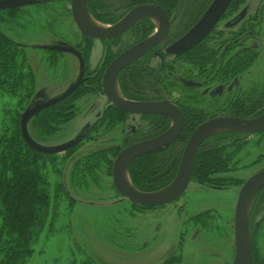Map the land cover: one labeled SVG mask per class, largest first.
<instances>
[{"label":"rangeland","instance_id":"obj_1","mask_svg":"<svg viewBox=\"0 0 264 264\" xmlns=\"http://www.w3.org/2000/svg\"><path fill=\"white\" fill-rule=\"evenodd\" d=\"M21 1L24 5L18 7L21 8V11L17 13L11 12L9 9H7L9 12L0 11V31L9 39L25 47L27 61L35 75V86L30 105L36 97L50 99L63 93L75 81L79 70L78 63L68 56L51 65V62L46 59L48 55L37 49V47L41 48V46L49 44L50 37L62 38L65 42H77L80 35L75 30L71 21L72 18L67 12L68 0L65 2L66 10H60L59 14L53 8L57 3H54L53 0H47L46 4L53 2L54 5L51 4L50 6L52 8L51 12L47 8L42 9V15L39 14V9L24 8L30 4L29 1L0 0V3ZM189 1L192 0L181 1L182 9L188 7ZM204 1L197 0L194 6L196 12ZM255 1L258 2L259 0ZM116 3L118 2L116 1ZM180 10L173 14H178V17H176L178 19L174 18L176 20L173 27L174 31L185 25V14L182 12L183 10ZM233 15L232 13L231 16ZM226 16L227 13L214 32L218 35L223 34L220 39L223 42H219L220 36H211L210 39L212 43L214 39H217V44H231V48L239 51L238 48H240L241 43L237 44L238 37L236 35L239 26L227 28L225 25L229 19ZM53 19L56 20L53 22ZM94 20L102 24L100 21ZM102 26L109 25L103 24ZM256 26L254 30L259 31V34L254 37L245 34L241 38V40H244L243 44L247 49L258 50L262 48L263 50L260 59L257 58V64L246 75V78L243 77L242 81L224 87L214 86L207 77L195 79L199 80L200 84L192 83V86L188 88L198 97L197 100L203 101L204 105H210L209 103L214 101L219 102L230 91H234L236 88L246 89L252 81L260 80L264 76L263 21L260 20ZM232 34L235 36H231ZM94 43L93 59L100 53L101 47L98 41ZM112 50L115 52L116 48L114 47ZM187 64V62H182L180 66L186 68L188 67ZM83 87L82 89L86 90V94L96 90L89 86ZM24 93L22 90L15 93L0 88V135L4 130L13 128L19 114L21 118V114L24 112L22 109L28 102V98H25V100L23 98ZM28 95H30V92L26 94V97ZM94 100L103 102V98L99 95H96ZM83 103L82 100L78 102L81 111L75 119L65 124L54 136L42 138V141L38 143L44 146H57L78 136H83L82 129L86 127L90 120L95 121L90 114L87 115L85 112L86 106ZM102 107L99 106L97 110ZM197 107L200 108L201 106ZM150 125L151 121L148 117L143 119L142 123L141 120L134 121V123L130 121L128 124L124 121L116 124L120 128H112L111 126V129L107 131H97L96 135L99 139L116 138L115 142L111 144H122L126 134H132L133 126L136 129L143 126V130L147 133ZM139 132L142 131H136L137 134ZM252 136V138H247L251 143L238 151L239 155L236 158L241 157L242 162L236 166L231 164L233 170L220 174L221 177H232L228 184L229 188L214 191L202 188L198 183L191 182L185 194L177 203L159 209L137 207L129 200L124 199L115 190L112 176L106 175L104 171L100 175L101 179L98 185L90 184L87 187L81 181H74V184L71 185L68 172L73 163L81 159L83 154L92 150L113 146L84 141L75 146L76 148L70 149L72 152L60 153V159L68 158L60 160V162L47 161L45 172L50 181L52 192H54L53 189L58 183L64 182L66 189L63 190L66 193L64 194L61 191L58 193L59 201L51 209V217L35 242L34 253L27 264H81L87 260L96 264H159L170 251L174 253L170 264H187V262L192 263V260H196L199 255L207 257L201 252H204L208 245L205 242L208 241V243H211L209 250L213 249L212 251L218 252L220 258L226 261L225 264H228L235 251L233 220L239 191L253 173L264 168V135ZM115 158L112 160V167ZM56 171H58V174ZM203 211H209L217 215V218L215 217L219 226L217 235L213 232V235L208 234L206 231L199 234V230L195 232L184 231L188 220ZM258 221L260 226L256 228L254 235L256 234L257 252L261 253L260 257L264 261V210ZM221 234L222 236H220ZM197 235L199 237L195 239ZM218 235L222 239L218 240L216 238ZM208 254L211 255V251ZM177 257H181L180 262Z\"/></svg>","mask_w":264,"mask_h":264},{"label":"trees","instance_id":"obj_2","mask_svg":"<svg viewBox=\"0 0 264 264\" xmlns=\"http://www.w3.org/2000/svg\"><path fill=\"white\" fill-rule=\"evenodd\" d=\"M237 1L232 0L227 12ZM103 2V0H89L88 11L94 19L105 23H114L123 11L139 3L159 2L168 12H171L176 4V0L121 1L115 6L112 17L108 12L99 14L97 9L102 7ZM10 11L17 13L20 9ZM119 11L121 13L116 15ZM207 40L195 50L201 48ZM202 52L206 57L212 55L206 47H202ZM190 54L176 59L187 62ZM199 61L201 63L197 64L196 68L201 74L208 61L202 58ZM150 63L151 58L147 57L120 74L118 83L121 93L129 100H173L182 110L185 124L183 133L171 147L137 158L131 163L129 176L132 184L143 192L163 189L175 179L187 141L196 127L207 120L205 118L229 115L252 119L261 116L264 112V93L250 92L241 97L235 96L231 100L230 114H222L227 112L224 110L226 108H217L213 104L204 105L197 101L194 93L188 88L189 71L181 70L180 65L175 70L174 65L171 66L166 61L163 66L162 64L155 67L151 65L152 68ZM34 77L23 46L0 31V88L15 93L19 90L25 92L23 98L24 100L28 98V102L22 111H25L31 101L35 86ZM89 84L93 85L94 89L101 90L100 82ZM82 88L84 87L78 88L64 101L43 110L32 120L29 132L35 141L40 142L42 138L54 136L65 124L77 117V101L86 94V90ZM28 92L30 95L26 97ZM195 104L201 107L196 108ZM127 116V113L116 108L107 110L96 122L92 131L84 132L89 135V138L87 136L86 138L89 142L93 141L96 138L93 134L99 131V127L105 128V126L111 127L123 123ZM17 117L13 128L4 130L0 135V264H27L34 253L35 242L51 217V209L59 201L58 193L60 191L66 193L64 182L58 183L52 192L45 172V164L49 160L60 162L68 157L60 159V154L46 155L32 150L22 137L20 114ZM149 118L151 125L146 139L160 135L170 126V120L165 116ZM249 137L248 134L230 131L207 138L197 153L191 182L198 183L202 187L229 186L231 181L229 177H221L220 174L233 170L231 164L236 166L238 151L249 145L250 142L247 140ZM124 147H101L83 154L82 158L69 168L68 176H70L71 185L74 181H81L87 187L90 184L98 185L103 171L106 175L112 176V160ZM71 150L67 153L72 152ZM56 172L58 174V171ZM263 193L264 188L258 193L257 199ZM133 205L142 207L134 203ZM81 264L96 263L87 260Z\"/></svg>","mask_w":264,"mask_h":264},{"label":"flooded vegetation","instance_id":"obj_3","mask_svg":"<svg viewBox=\"0 0 264 264\" xmlns=\"http://www.w3.org/2000/svg\"><path fill=\"white\" fill-rule=\"evenodd\" d=\"M25 1H29L30 4L24 8H35L37 10L39 9V11H40L39 14H41V15H42V9L47 8L51 12L52 8L50 6H51V4L53 6L55 2L57 4H55V6L53 8L56 10V12L58 14H59L60 10L61 11L66 10V6H65L66 0H53L54 3L52 2L49 4L45 3V2H47V0H41V1L25 0ZM72 1L73 0H68V6H67L68 11L67 12H68L69 16L72 18L71 21L75 27V30L80 35L79 41H77V42H65L64 39H62V38L59 39V38L50 37L49 39H51V40H49L50 41L49 44H45L44 46H41V48L37 47V49H40L41 51H43L45 54L48 55L46 59L49 62H51V65L56 64V62H59L64 57L68 56V57H71V59H74L76 61V63H78V65H79L78 69H80V62H79V59L77 56H75L74 54L68 53V52H58V51L52 50V48L55 46H69V47L71 46V47H73L74 49H76L80 53L81 57L84 60V64H85V75H84L85 81H84L83 85H81L80 87H82V86L88 87L89 86V87L94 88V86L89 84V83L100 82L101 90L96 89L95 91H90L89 93L82 96V98L77 101L78 113H79V111H81L78 107V102H80L82 100V101H84L83 104L86 106L85 112L87 113V115L90 114V116H92L93 119H95L94 122H92L90 120L89 123L86 125V127L82 129V132L84 133V132H88L90 130L92 131L95 128L94 126H95L96 122L103 117V114L107 110H110L111 108H116L108 100V98L106 97V95L103 91V85H102L103 84V78H104V74H105V71L108 68V66L123 52H125L126 50L130 49L131 47L143 42L144 40L148 39L149 37L153 36L158 31L159 27L152 21V19L142 18V19L138 20L137 23H135L132 26V28L129 29L127 32H125V33H123V34H121L115 38H111V39L89 38V37L83 35L75 24V21L73 19V15H72ZM103 1H104L103 2L104 6L102 5V7L100 6V8L97 9L99 11V14H100V12L105 13V14H107V12H108L113 17V12H115L114 11L115 6L118 3H120L121 1H127V0H103ZM116 1L118 3L115 4ZM181 1L182 0H176V4L173 7L171 12H168L159 2L139 3V4H136V6H134L132 8H127L125 11L121 10V12L123 11L122 13L120 11L117 12L116 15H119L120 13H121V15L119 17H117L118 20H116L114 23H105L103 21H100L102 24H105V25H110V26L115 25L121 19H123L127 14H129L132 10H134L135 8H137L139 6H146V5L147 6L148 5H158L165 11V13L168 16L170 27H169L168 34L165 37L164 41H162L160 44H158L155 47H153L152 49H150L141 58H139L138 60H136L132 64L128 65L127 67H125L120 72V74L124 70H126L127 68L132 67L134 64L142 62V60H144L147 57L151 58L150 67H151V65L153 67H155L158 64H162V66H163L164 61H166L171 66L174 65V69L176 70V67H179L180 63L184 62V61L180 62V59H176V58L177 57L181 58V57H184V56L192 53L187 58L188 67L182 68L180 66L181 70L189 71L188 73L190 75V79L187 80L189 87L192 86V83L200 84L199 80H195V79H199L200 77L209 78L212 81L213 85L216 87H218V86L224 87L227 85L231 86L234 83H238V82L242 81L243 77L246 78V75L249 74L251 69L257 64V58L259 57V59H260L261 53L263 50H262V48H259L258 50H255V49L253 50L251 48L247 49V47L243 44L244 40H241V38L245 34H249L251 36L253 35V37L255 35L259 34V31L256 32V30H254V28L257 27L256 25H258V22L260 20L263 21V25H264V0H259L258 2H256L255 0H238L233 5V7L229 10V12H227L229 7H230V5H229L226 12L224 13V15L221 17L219 22L216 24L214 30L201 43H199L197 46H195L194 48H192L191 50H189L185 54H183L181 56H175V55H171L167 52L168 48L170 46H172L174 43H176L178 40H180L183 36H185L200 21V19L203 17V15L209 9L210 5L213 3L214 0H205L202 3V5L199 7V10L197 12L194 9V6L197 3V0L189 1L188 7L183 8V9L181 7ZM88 2H89V0H88ZM69 3H70V5H69ZM183 5H185V3H183ZM87 7H88V3H87ZM19 9L21 11V8H16L14 10H19ZM104 9H106V11ZM180 9L183 10L182 12L185 14V25L182 28H180V29L178 28L174 31L173 27H174V24L176 23L175 19H178V18H176V17H178V14L177 15H173V14L177 10L179 11ZM9 10H11V9H9ZM9 10H5V11L9 12ZM226 13H227L226 18L229 20L226 22L225 26L227 28H230V27L234 28V27L239 26L238 31H236V35L238 37L237 44L241 43L240 48H238V50L240 49L239 51H235L233 48H231L230 47L231 44L230 45H226L224 43L217 44L218 40H219V42H223L220 40L221 37L223 36V34L218 35V34H215L214 32L216 31L217 25L221 22L222 18L226 15ZM232 13L234 14L233 16H231ZM55 20L56 19H53V22ZM211 36L212 37L220 36V38L218 40L214 39V42L212 43V41L210 39ZM231 36H235V35L232 34ZM122 38H123V40H121ZM207 38H209V39L207 40ZM205 40H207V42L202 47H206L212 52V55L210 57L205 56L204 52H202V47L199 48L198 50H195ZM95 41H98L100 43L101 47H100V53L93 59L92 56H93V49L95 46L94 45ZM22 46H23V48H25L24 45H22ZM114 47L116 48L115 52H113V50H112ZM243 54H245V55H243ZM201 58L206 59L208 62L203 67L204 70L200 74L198 72V69L196 68V65L201 63V61H199ZM181 60H183V59H181ZM171 61H175V62L173 63ZM78 74H79V70H78ZM118 80H119V78H118ZM263 80H264V76L262 78H260V80L256 79V81H252L251 84L246 89L236 88L234 91L229 90L230 92L225 94L224 99H221L219 101L220 103L218 101H214L213 103H209V104L210 105L213 104L217 108H226L224 110H226L227 112H224L222 114H230V110H231L230 104L232 103L231 100L235 96L241 97V96H244V94H247L250 92H255V93H259V94L264 93V81ZM96 95H99V96H101V98H103L102 103L100 101L96 102L94 100V97ZM42 96H44V95L42 94ZM195 97H196V99H198V97L196 95H195ZM130 101L141 102V103L169 102V103H171V104H173L179 108V106L176 104V102H174L173 100H170V99H164V100H131L130 99ZM197 101H199V100H197ZM227 101H229V104H227L228 103ZM199 102H201V104L204 103L203 101H199ZM99 106H103V107L100 110H97V108H99ZM197 106H201V105H196V104L194 105V107L198 108ZM227 106H228V108H227ZM120 111H122V110H120ZM180 111L182 112L181 109H180ZM263 113L264 112H262V114ZM127 114H128V116L125 120L126 124H128L130 121H132L134 123V121H137V120H141V123H142L143 119H145V118L147 119V117H148V119H150L149 118L150 116H164V115H156V114H150V115H131L129 113H127ZM182 114H183V112H182ZM165 117H167V116H165ZM216 117H234V116L219 115V116L211 117V118L205 120L204 122H206L212 118H216ZM167 118H169V117H167ZM169 120H170V126H171L172 121L170 118H169ZM204 122H202V123H204ZM170 126H169V128H170ZM96 128H97V126H96ZM112 128H120V127H117L115 125V126H112ZM139 128L136 129L135 126H133L132 134H129V135L126 134L122 144H111L112 142H115L116 138L110 139L111 137H109L106 139L105 138L99 139V137H98V135H96V133L93 134V137L94 138L96 137V138L91 142H93L94 144H96V143H101V144H105V145L108 144V146H125L122 149V150H124L125 148H127L133 144L143 142V141H146V140H149V139H152V138L159 136V135H157V136L146 139L145 137L149 133L148 132L146 133V131L143 130V126H140ZM109 129H111L110 126H108V127L105 126V128L104 127L98 128L99 131H102V130L107 131ZM137 130H139V131L141 130L142 132H139L137 134L136 133ZM163 133H161V134H163ZM254 135L256 137L263 136L264 132L259 133V134H254ZM86 136H87V138H89V135H86L84 133L83 134L84 139L81 141V143L84 141H88ZM249 136L251 138L253 137L252 135H249ZM248 142H250V141L248 140ZM166 149H164V150H166ZM241 162H242L241 157L236 158V162H235L236 165L240 164ZM263 169L264 168H261L260 170L256 171L249 178H251L253 175L257 174L258 172L262 171ZM229 179L232 180V177H229ZM190 183H191V181H190ZM190 183H189V185H190ZM202 188H206V189L214 190V191H222V190H226L229 187L227 185H223L222 187L205 186ZM262 189L258 193H260L262 191ZM183 195L180 198H178L177 200H175L174 202L167 204V205H172L174 203H177L183 197ZM238 196H239V194H238ZM257 196H258V194H257ZM257 196H256V198H255V200L251 206V211H250V215H249V230H250L251 246H252V264H264L262 257H260L261 253L259 254L257 252L258 251V245L256 244V240H255L256 234L254 235L256 228L260 226L258 219L264 210V193L261 195V197L259 199H257ZM237 201H238V199H237ZM167 205H163V206H167ZM163 206L153 207V208L144 207V206H142V207L150 208V209H159V208H162ZM235 211H236V207H235ZM234 216H235V213H234ZM215 217L217 218V215L215 213H212L209 211H203L201 213L199 212V214L195 215L193 218H190L188 220V222L186 223V228L184 231L195 232L196 230H199L198 231L199 234H200V232L206 231L208 234L213 235V233H214L217 235V231H218L219 226H218L217 219ZM195 224H197V226H195ZM233 235H234V220H233ZM220 236H222V234ZM220 236L218 235L216 238L218 240L222 239ZM198 237H199V235H197L195 237V239H197ZM213 238L215 239V236ZM208 242H205V244L207 243L208 245L206 246L204 252H201V254L207 255V257L206 256L202 257V255H199L196 260L193 259L192 263L187 262V264H225L226 263V261L224 259L220 258L218 252H216L215 250L212 251L213 249L209 250L211 243H208ZM180 245H182V244L180 243ZM234 246H235V240H234ZM209 251H211V255L208 254ZM172 252L170 251L168 254H166L164 256V258H162V261L159 264H170L173 257H174V253H172ZM235 257H236V247H235V251H234V256H232L231 260L228 261V264H234ZM177 259L180 262L181 257H177Z\"/></svg>","mask_w":264,"mask_h":264},{"label":"water","instance_id":"obj_4","mask_svg":"<svg viewBox=\"0 0 264 264\" xmlns=\"http://www.w3.org/2000/svg\"><path fill=\"white\" fill-rule=\"evenodd\" d=\"M232 0H214L200 21L180 40L170 46L167 52L171 55L181 56L201 43L215 28L226 12ZM88 0H73L72 15L80 32L89 38L111 39L132 28L142 18H158V31L143 42L131 47L119 55L106 69L103 78V91L108 100L119 110L131 115H164L171 119L170 128L163 134L133 144L122 150L113 163L112 182L117 192L131 203L144 207H160L170 204L180 198L187 190L191 181L192 169L204 141L222 132H238L242 134H259L264 132V114L252 119L238 117H216L199 125L190 135L175 179L165 188L155 192H143L132 184L129 176L131 163L140 157L162 151L170 147L183 133L184 116L180 109L169 102L141 103L126 99L120 91L118 78L120 72L132 64L150 49L164 41L168 34L170 23L165 11L158 5L139 6L127 14L117 24L97 28L91 24L95 21L87 7ZM24 5L21 2L0 3V11L14 9ZM96 22V21H95ZM53 51L68 52L78 57L80 62L79 74L75 81L60 95L50 99L36 97L21 114L20 130L26 144L36 152L51 155L60 154L77 146L83 139H75L57 146H44L35 141L29 132V123L43 110L48 109L71 96L81 85L85 78V64L80 53L69 46H55ZM117 88V90L115 89ZM264 187V169L249 178L241 188L236 204L234 216V240L236 257L234 264H252V246L249 230V214L251 206ZM253 198L251 199V197ZM250 200L252 202L250 203Z\"/></svg>","mask_w":264,"mask_h":264},{"label":"bare ground","instance_id":"obj_5","mask_svg":"<svg viewBox=\"0 0 264 264\" xmlns=\"http://www.w3.org/2000/svg\"><path fill=\"white\" fill-rule=\"evenodd\" d=\"M90 21H91V24L93 25V26H95V27H97V28H102L101 27V24H99L98 22H95V21H93V20H91L90 19ZM152 21L159 27V20H158V18H156V17H153L152 18ZM115 89L117 90V88L115 87ZM253 198V196L251 197V199ZM252 202V200H250V203Z\"/></svg>","mask_w":264,"mask_h":264}]
</instances>
